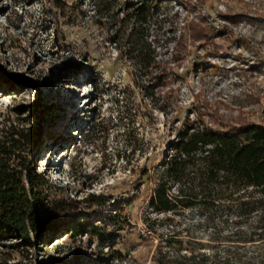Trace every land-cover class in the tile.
I'll use <instances>...</instances> for the list:
<instances>
[{
	"label": "rangeland",
	"instance_id": "obj_1",
	"mask_svg": "<svg viewBox=\"0 0 264 264\" xmlns=\"http://www.w3.org/2000/svg\"><path fill=\"white\" fill-rule=\"evenodd\" d=\"M135 1L0 0V130L28 135L20 154L45 174L50 198L116 234V264H156V246L168 234L194 240L206 254L232 244L261 257L264 203L251 213L156 211L149 199L187 118L209 122L218 112L264 124V0H147L152 14L136 26L140 38L127 16ZM187 16L211 25L215 44L192 41L182 24ZM182 31L185 48L176 50L173 38ZM139 48L149 58L154 48L169 79L139 65ZM89 236L65 234L42 246L1 236L0 264H66L77 246L98 250Z\"/></svg>",
	"mask_w": 264,
	"mask_h": 264
},
{
	"label": "trees",
	"instance_id": "obj_2",
	"mask_svg": "<svg viewBox=\"0 0 264 264\" xmlns=\"http://www.w3.org/2000/svg\"><path fill=\"white\" fill-rule=\"evenodd\" d=\"M138 1L131 4V11H127V16L135 24L131 29L135 38H140L136 26L150 15L153 6L147 0ZM202 1L196 0L197 3ZM171 15L177 16L176 12ZM182 24L192 41L215 44L214 28L201 18L187 16ZM173 40L176 50L185 48L183 31ZM137 53L135 57L141 67L149 66L157 70L159 79H169L170 72L160 67L154 48L150 58L143 54V48ZM176 58L174 53L170 57L172 60ZM166 62L169 63V59ZM209 118L210 121L205 122L196 114L176 129L175 139L168 144L169 152L162 171L164 176L149 199L154 210L218 206L247 208L251 213L262 207L264 124L247 121L241 115L237 120L227 121L218 112H212ZM24 140L30 142L27 134L0 130V237L18 239L16 246L33 243L42 246L65 234L69 238L88 234L97 239L98 250L91 254L81 252L77 246L74 256L66 264H116L114 262L121 259L120 253L112 248L116 234L106 226L94 225L92 220H79L80 214L70 210V204L49 197L45 174L20 154ZM172 183L176 184L175 193L170 192ZM105 203L106 198L98 204ZM108 221L115 223V220ZM263 224V220L258 222L259 235L264 234ZM161 241L163 244L156 246L153 255L156 264H264V254L261 257L248 256L232 244L206 254L199 251L190 238L168 234ZM38 264L60 262L50 259Z\"/></svg>",
	"mask_w": 264,
	"mask_h": 264
}]
</instances>
